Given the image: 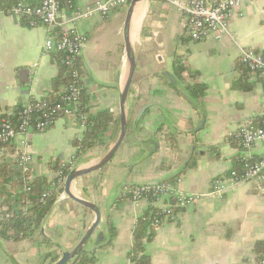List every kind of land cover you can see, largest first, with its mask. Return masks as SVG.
Listing matches in <instances>:
<instances>
[{
    "label": "crops",
    "instance_id": "crops-1",
    "mask_svg": "<svg viewBox=\"0 0 264 264\" xmlns=\"http://www.w3.org/2000/svg\"><path fill=\"white\" fill-rule=\"evenodd\" d=\"M92 1L77 4L82 8ZM128 5L107 18L91 15L77 25L87 38L79 58L87 113L108 110L114 117L101 144L77 158L73 142L83 128L60 117L46 130L31 133L30 177L51 178L55 171L49 163L66 162L73 155L79 168L94 166L118 137L120 94L130 69L123 41ZM184 24L185 17L169 0H142L132 10L128 34L135 70L124 106L125 137L108 163L75 178L69 187L101 213L97 231L106 240L94 249L88 245L93 264H129L132 229L151 205L146 199L131 200L128 188L160 181L198 197L186 206H173L174 217L154 226L145 242L149 264H257L264 244V182H225L219 193L210 191L214 179L241 169L240 158L264 153L263 143L245 150L234 136L241 123H258L263 112V80L246 70L239 55L245 48L264 51V0H243L220 36L191 40ZM47 33L46 26L30 27L13 16L0 21V114L14 115L31 98L51 92L59 66L56 54L42 51ZM176 57L198 73L195 81L207 85L198 109L166 75H173ZM194 80L186 76L181 86ZM244 80L250 89L235 86ZM167 134L175 139V151ZM15 147H0V165L14 162ZM94 220L95 214L69 198L63 187L33 237L0 239V264H51L80 241Z\"/></svg>",
    "mask_w": 264,
    "mask_h": 264
},
{
    "label": "built area",
    "instance_id": "built-area-1",
    "mask_svg": "<svg viewBox=\"0 0 264 264\" xmlns=\"http://www.w3.org/2000/svg\"><path fill=\"white\" fill-rule=\"evenodd\" d=\"M169 1L175 4L185 17V35L191 40H202L227 32L229 18L243 0ZM77 2L78 0H17L10 8L0 10V21L7 16H13L30 27L46 26L48 33L42 51L56 54L69 78L56 101L46 97L31 98L19 106L14 120L7 117L0 119V147L16 145L12 152L14 163L24 172L29 170L33 161L31 133L46 130L63 116L78 122L83 130L85 128L86 114L80 100L82 82L78 63L87 38L78 30L79 21L91 15L107 18L128 5L130 0H96L84 4L82 8ZM239 62L249 73L264 79V51L245 48L241 50ZM234 136L245 150L257 142L264 144V107L258 123L253 121L241 123ZM75 159L73 155L66 163L72 168ZM66 176L62 170L55 171L50 178L51 188L64 187ZM250 181L258 184L264 182V153L258 158L242 157L241 169H232L227 177L214 179L210 192L219 193L225 187V182L235 185ZM25 182V189L28 191L30 181ZM262 187L264 189V185ZM128 195L133 201L149 200L151 206L164 214V218L154 216L153 223L156 225L161 224L165 218L174 217L173 206H186L198 197L177 191L167 181L129 187ZM257 264H264V244L258 254Z\"/></svg>",
    "mask_w": 264,
    "mask_h": 264
},
{
    "label": "trees",
    "instance_id": "trees-1",
    "mask_svg": "<svg viewBox=\"0 0 264 264\" xmlns=\"http://www.w3.org/2000/svg\"><path fill=\"white\" fill-rule=\"evenodd\" d=\"M16 1L0 0V10L10 8ZM55 60L59 66V73L53 80L51 92L46 97L52 101H56L59 98L61 87L63 88L69 81L66 69L60 63L57 55L55 56ZM78 65L81 74L80 62ZM197 74L195 70H191L178 57L175 58L173 64V75L166 74L171 85L178 92L185 95L196 109L199 108L207 90L205 83L194 80ZM186 76L194 81L182 87L181 82ZM261 80L264 83V79L261 78ZM235 86L243 90L251 88V84L245 80L237 83ZM88 99L86 90L82 86L80 100L86 118L85 128L80 139H76L73 142L77 158L95 145L101 144L105 131L108 130L109 125L114 121L112 113L108 110H100L94 115L88 114L86 107ZM2 117L14 120L15 114H0V119ZM167 137L168 134L165 135V139L169 140L172 150L175 151V139ZM49 165L54 171L62 170L65 174L71 168L66 162L59 161L50 162ZM29 177L27 172L22 171L11 160L4 161L0 165V216H2L0 218V239L2 240H23L33 237L35 232L40 228L45 216L51 210L56 198L63 191V187L51 188L50 178L46 176L39 175L30 177V179ZM26 180L30 181L28 183L30 190L28 191L25 189ZM154 216L164 218V214L158 208L149 206L145 213L136 220L132 229L133 243L129 251L130 264H149V257L145 253V242L152 237L153 228L156 226L153 223ZM94 259L92 250L85 247L74 258L72 264H93ZM51 260L54 261V258Z\"/></svg>",
    "mask_w": 264,
    "mask_h": 264
},
{
    "label": "water",
    "instance_id": "water-1",
    "mask_svg": "<svg viewBox=\"0 0 264 264\" xmlns=\"http://www.w3.org/2000/svg\"><path fill=\"white\" fill-rule=\"evenodd\" d=\"M142 0H130L128 9L126 12V17L124 21V27H123V39H124V45H125V52L127 59L129 61L130 69H129V75L125 84V87L120 94V100H119V120H120V133L118 137L116 138L115 142L109 147L108 151L106 154L101 158V160L94 166H90L87 168H79L77 165H74L69 172L67 173L65 183H64V192L67 194L69 198L72 200L78 202L79 204L85 206L89 210H91L95 214V220L92 222V224L89 226L85 234L82 236L80 241L71 249V250H63L60 252V256L58 259H56L53 263L51 264H68L69 262H73L74 258L85 248L88 247V245L92 244L93 249L96 248L97 246L101 245L104 243L106 240V235L102 230H98V225L101 220V213L99 210V207L96 204H93L92 202L78 198L74 196L70 191L69 187L71 184V181L74 180L77 177L86 175L92 171H95L97 169H100L102 166H104L106 163H108L111 158L113 157L115 151L119 148L121 145L127 128H128V121L125 116V111H124V106H125V101L127 98V94L130 89V84L133 78V73L135 70V56L133 53V50L131 48L130 42H129V34H128V29H129V22L131 18V13L135 5ZM132 106V105H131ZM144 112V108L141 110V112L138 115V119L141 117V115ZM137 119V120H138ZM97 231V232H96ZM95 236V237H94Z\"/></svg>",
    "mask_w": 264,
    "mask_h": 264
},
{
    "label": "rangeland",
    "instance_id": "rangeland-1",
    "mask_svg": "<svg viewBox=\"0 0 264 264\" xmlns=\"http://www.w3.org/2000/svg\"><path fill=\"white\" fill-rule=\"evenodd\" d=\"M124 41V40H123ZM30 165H31V163H30Z\"/></svg>",
    "mask_w": 264,
    "mask_h": 264
}]
</instances>
